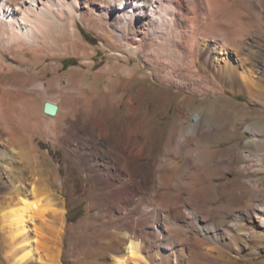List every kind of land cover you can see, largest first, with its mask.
<instances>
[{
  "label": "bare ground",
  "instance_id": "6f19581e",
  "mask_svg": "<svg viewBox=\"0 0 264 264\" xmlns=\"http://www.w3.org/2000/svg\"><path fill=\"white\" fill-rule=\"evenodd\" d=\"M79 22L101 41L106 62L97 70L96 47ZM68 57L80 62L62 70ZM45 102L57 105L53 115L43 112ZM252 104L264 108V0H0L3 261L60 264L66 224L54 195L74 191V173L71 182L62 177L41 140L61 147L64 164L89 182L85 209L98 211L78 224L98 223L103 241L92 242L98 252L88 262L217 259L220 248L206 246L210 235H237L242 215L264 226V124ZM122 105L123 124L112 133ZM172 106L174 117L157 124ZM153 132L159 150L149 158ZM187 171L184 186L200 189L172 187L173 195L153 186L170 188ZM206 172L214 194L204 217L196 210L207 198ZM216 208L227 222L215 220ZM47 249L56 252L51 259Z\"/></svg>",
  "mask_w": 264,
  "mask_h": 264
},
{
  "label": "rangeland",
  "instance_id": "374dc122",
  "mask_svg": "<svg viewBox=\"0 0 264 264\" xmlns=\"http://www.w3.org/2000/svg\"><path fill=\"white\" fill-rule=\"evenodd\" d=\"M79 28L82 32V36L84 37V40L86 41L89 40L90 44L96 47L95 49L96 52H95V56L93 57V59L95 61L94 70H97L100 67H102L106 62L105 52L99 49L101 46V41H99V39L95 36V34L92 31L85 28L83 24L80 22H79ZM131 60H132L131 64L138 62V58L136 56H133ZM62 61H63L62 68H61L62 70H65L69 68L70 66H73L80 62L79 58H76V57H68ZM92 77L93 76L90 75V78ZM151 83H152L151 88H157L160 86V84L153 82V80H151ZM103 85L104 83L100 84V86H103ZM241 97L244 99V96H241ZM208 101L209 100H204V102H202L203 104L201 103L202 106H206L209 103ZM215 104L219 105L220 103L217 102ZM152 105L153 104L150 101L149 106L151 107ZM197 105H200V102L197 103ZM253 107L257 111H256L255 116L252 115V117L257 118L261 123L264 124V108H261L255 105ZM125 113H126L125 106L122 105L121 109L118 112H116L117 121L113 127L114 130L112 131V133H117L119 131L118 125L123 124L122 117L125 115ZM175 113H176L175 109L172 106L169 112L166 113L164 117L161 118L160 116H157L156 123L157 124L160 122H163L164 124L168 123L174 117ZM150 136L153 142L148 147V157L152 158L154 150L155 152L159 150L156 147L159 142L156 143L155 141V136H156L155 132L151 133ZM161 137L162 139L164 138V136H161ZM213 138L215 137L213 136ZM237 140L239 143H242L244 139L242 137L241 138L238 137ZM233 141H234L233 139H228L227 141L221 140V145L213 143L212 146L225 147L233 143ZM38 146L42 150H45V149L49 150L50 155L54 159V163L60 167V174L62 177H68L69 173L71 172L74 173V181H73L74 191L70 193V192H67L65 188H63L55 192V195H54L55 201H57L58 203L57 205L58 206L60 205L59 207L63 209V213H64L63 218L66 224L65 233L62 239V242H63L62 248L60 249L61 251L57 255L58 257L56 255L54 256L57 257L60 264H95L93 263L95 261L94 254L98 252V248L95 247L92 244V242L93 241L95 242L103 241V238L99 235L101 233V228L99 227L98 223L93 222V221H92V224H88L87 226L84 224L83 225L78 224L87 215L89 214L92 215L98 211V208H94L90 211V213H87V210L85 209L86 197H87L86 184L88 185L89 182H86L83 179V177L80 175L78 171V168L74 166L72 162L68 161L67 165L64 164V158H63L64 151L61 147L54 149L53 147L50 146L49 143L45 142L44 140H41ZM167 157H171V156L169 155ZM183 162H184V157H182V159L180 160V164H182ZM215 165L216 164H213L211 167L213 168ZM156 174H158V172ZM172 174L173 176L171 179L172 181H175L174 178H175V174H177V171L172 172ZM189 174H190V171H187L186 173L181 172L180 175L177 176L178 178L176 177L177 178L176 182L170 185V188H168L167 186L166 187L167 189L166 188L164 189V187L162 189L159 185H156V184H154L153 186L156 188V191L158 193L162 192L163 190L164 192L173 191L172 193L173 195H175V192L172 189V187L173 188L176 187V189L184 188L185 191H188V189L193 190V191L200 189L201 187L199 188L198 185H194V186L190 185V187L184 186L183 177ZM88 175H89L90 180L93 181L92 174L89 173ZM199 178H201V176H196V179H199ZM263 179H264V176H263ZM68 181L71 182L70 177H68ZM211 181H212L211 173L206 172L204 174V187L206 190L207 198L206 200H204V203H200L201 206L199 205L198 206L199 209L196 210L197 212L199 210L200 213L199 212L198 213L199 214L202 213L201 215H204V217L207 216L208 210L206 209H207V206L210 204L209 201L211 200L214 194L213 190L210 188ZM151 193L155 194L152 190H151ZM142 196H143L142 193L138 194L135 197V201H139V199ZM258 203L264 204V197ZM240 207H238L237 209L240 210V209L245 208L244 204L241 205ZM247 207H249V205ZM165 214H166L167 220L171 222V219H173L171 209H167V211H165ZM213 214L215 218L217 217L215 220H218V218L220 217L224 218L223 220L224 222H227V220H229V218L227 217V214L224 213V210L222 208H218V209L216 208ZM240 222L244 224V230H240L239 232H237V235L235 236H234L235 233L233 235L229 233L230 234V235L228 234L229 236L227 235V237L224 236L223 238H220L219 236L212 237V235H210L212 244L210 243V241H208L210 239H208L206 240L207 241L206 246L207 247H211V246L219 247L220 256L217 259L208 261L207 263H204V264H264V226L260 227V229L253 227V225L250 224L249 219L243 215L240 217ZM81 226H83V228ZM248 230L250 233L248 232ZM214 237L218 238L220 243L218 244L213 243L212 238ZM68 241H70V243H67ZM66 248L68 249L67 254L65 253ZM93 248L95 249L97 248V250ZM48 251L49 253L47 254ZM52 251L55 252L54 249H47L43 251L42 253H44V256L48 259H49L48 256L50 255V259H51L52 254H54ZM89 260L93 262H88ZM0 264H5L1 256H0Z\"/></svg>",
  "mask_w": 264,
  "mask_h": 264
},
{
  "label": "water",
  "instance_id": "95a60500",
  "mask_svg": "<svg viewBox=\"0 0 264 264\" xmlns=\"http://www.w3.org/2000/svg\"><path fill=\"white\" fill-rule=\"evenodd\" d=\"M57 105L52 102H45L43 105V112L53 115L56 112Z\"/></svg>",
  "mask_w": 264,
  "mask_h": 264
}]
</instances>
